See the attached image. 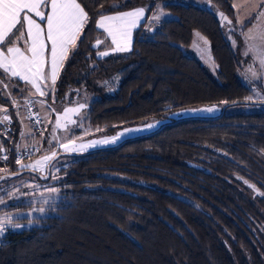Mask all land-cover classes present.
Listing matches in <instances>:
<instances>
[{
	"label": "trees",
	"instance_id": "1",
	"mask_svg": "<svg viewBox=\"0 0 264 264\" xmlns=\"http://www.w3.org/2000/svg\"><path fill=\"white\" fill-rule=\"evenodd\" d=\"M111 2L83 0L89 14L84 43L77 42L76 55L56 81L58 100L69 86L97 95L86 109L89 127L247 99L250 87L237 73L231 26L224 31L211 10L194 4L167 2L173 6L162 9L174 18L149 33L152 7L133 33L131 51L99 59L95 21L100 5L106 10ZM210 2L235 25L232 0ZM145 3L127 0L126 7L114 6L122 11ZM193 30L208 41L217 77L180 48L190 45ZM240 32L237 26V36ZM115 72L118 87L104 95L94 79ZM0 107L12 121L7 126L12 131L0 136V147L8 150L0 168L25 170L15 162L23 110L11 108L8 98ZM70 155L71 162L59 169L61 196L51 213L34 217L31 228L7 232L0 264H264V232L257 227L264 224V198L243 183L247 179L264 193V110L174 119L114 147ZM29 207L20 201L0 212Z\"/></svg>",
	"mask_w": 264,
	"mask_h": 264
},
{
	"label": "snow or ice",
	"instance_id": "2",
	"mask_svg": "<svg viewBox=\"0 0 264 264\" xmlns=\"http://www.w3.org/2000/svg\"><path fill=\"white\" fill-rule=\"evenodd\" d=\"M82 3L83 0H0V101L7 102L8 95L15 92L18 96L24 98L23 104L13 97L12 106L16 108L24 107L30 111V106L34 107L37 102L43 107L44 101H33L29 97L34 96L36 93L41 97L56 93V81L59 78L60 71L65 66V62L76 55L79 48L77 42L79 41L80 44L84 43L82 36L84 35L86 25L89 23V14L85 11V6H82ZM114 5L126 7L127 0H112L106 10L103 4L100 5L101 12L99 13V20L96 21V26L99 29H103L108 37H111V44L114 47L109 46L106 50L97 52L96 55L99 59H103L111 53L131 51L132 29L137 27L139 21L144 17V7L121 12ZM170 6L173 5L168 4L167 0H160L158 7L164 8ZM232 8L235 9V25L232 24V21L227 20V17L223 13L220 14V19L222 22L227 21V24L231 26L228 28V35L234 38L232 41L233 45L237 48L239 47L237 44L239 37L236 34L238 26L246 40L249 42H259V56L261 57L259 62L261 65H264V0H242V2H234ZM209 10L214 11L210 6ZM104 11H116L117 14L105 15L103 14ZM167 15L162 11H158L153 19L158 24H162ZM36 18H39V22ZM245 27L248 28L246 32L243 31ZM149 30L152 31V29ZM227 38L228 36H226ZM201 39L203 38L201 37ZM100 43L101 41L97 39L95 46H98ZM204 44H208L206 39L204 40ZM255 48L256 45L250 43L248 53L253 52ZM198 51L201 52L202 56L204 55L203 50L198 48ZM209 59H211L210 56ZM90 67L95 68V63L90 65ZM249 71H251V68ZM113 79L118 78L114 77ZM21 81L23 85H21ZM107 83L106 81L105 84ZM251 83L258 82L252 81ZM259 87L260 90L255 91L253 95L257 98L256 102L264 106V86ZM33 89L35 90L34 92ZM25 93L28 95L25 96ZM247 99L251 101L253 97L249 96ZM86 106V104L80 103L77 108L64 109L66 116L64 125L65 135L62 137L55 135L56 129L61 127L60 118L57 117L52 139L48 141L49 145L58 144L60 148L64 149L65 153L69 154L83 153L88 149L101 145L117 143L130 132L152 129L167 119V117L161 118L156 124H148L143 129H125L111 139L77 145L75 140L69 135L73 132V128L69 127V125L79 127L80 122L78 120H71L67 117V114L75 113L81 118H86L85 114L80 111ZM215 110V107H211L197 111L213 112ZM0 112L3 113L2 117H0V125L11 124L12 121L7 114V109H0ZM180 114L173 113L172 115ZM24 119L21 116V122ZM36 123H42L38 114L36 115ZM27 127L25 125V129ZM10 131L12 130L5 128L4 132H0V136H5ZM24 135H26V132L22 131L21 136ZM40 135L43 137L44 133L41 132ZM21 147L26 148V146L18 144L17 150ZM49 151H51V148ZM3 159L7 160L8 156L5 155ZM53 159L57 163L60 162L59 154L55 151H52L51 157L45 155L42 160L37 161L33 165H24L21 159H16L15 162L21 168H31L35 171L39 167V170L43 172L49 165L56 167V164L52 163ZM2 171L5 170L0 169V172ZM52 178L58 179L55 175ZM0 179H5V177L0 176ZM237 179L242 178L237 177ZM243 183L254 191H257V195L264 198V193L259 192L254 184H250L247 179H244ZM49 191L56 192L57 190L52 188ZM7 195L11 199L15 194L7 193ZM44 203L49 204L48 201H44ZM6 204L7 201L0 198V205ZM49 207H51V204H49ZM33 212L44 214L46 209L45 207L34 208ZM21 215L19 213L14 215L5 214L0 217V247L4 246L5 242L2 238L6 236L7 232L23 230L26 227L31 228L34 226L32 220H29L27 225L14 223L13 221ZM252 219L254 221V218ZM257 227L260 231L264 232V224H258Z\"/></svg>",
	"mask_w": 264,
	"mask_h": 264
},
{
	"label": "rangeland",
	"instance_id": "3",
	"mask_svg": "<svg viewBox=\"0 0 264 264\" xmlns=\"http://www.w3.org/2000/svg\"><path fill=\"white\" fill-rule=\"evenodd\" d=\"M170 1L181 2L184 4L190 3L206 9H209L210 6L214 10L212 12L219 19L220 25L223 28V30L225 31V29H227L229 26L227 24V21L224 22L221 21L220 14L222 12L217 8H215L211 4L210 0H167V2ZM234 2H242V0H232V3ZM159 4H160V0H146L144 6L145 10L147 12L148 11L150 12L151 8L153 7V10L151 13H149V17H148V25H150L149 29L153 28L157 24V22L153 19V17L154 15L157 14L158 11H162L168 14L165 20L174 18L173 14H171L166 10H163L162 8H159L158 7ZM227 20L229 19L227 18ZM235 23H236V19H235ZM246 31H248V28L244 30V32ZM197 33L199 32L193 30L192 40L190 45L180 46V48L182 49L185 55L198 59L199 62L203 66H205L214 77H217L218 67L211 57L209 44L205 45L204 40L206 38L203 37L200 33L199 35H197ZM201 37L203 39H201ZM238 37H239V39L237 40V44L239 45L238 48L233 45V42H231L234 55L238 62L237 73L241 81L251 88L248 97L252 96L253 99L251 101L246 99L247 102L233 103L227 105L224 108V112L226 114L251 113L254 111L264 110V106H262L260 103H257L256 102L257 98L253 95L255 91L260 90L259 86H264V65H261L259 62L261 58L259 56V52H260L259 42L258 41L249 42L244 38L242 32H240V35ZM250 43L255 44L256 48L253 52L248 53V48L250 46ZM198 48L203 50L204 52L203 56L201 55V52L198 51ZM209 56L211 57V59H209ZM250 68L251 71H249ZM114 77L118 79H113ZM118 80H119V75L117 72H115L103 77L97 76L94 79V83L97 86L104 88L102 91L104 95H112L114 94V85ZM106 81L108 82L107 84H105ZM252 81H257L258 83H251ZM96 96L97 95L85 91L83 88L75 90L73 86H69L67 88V91L64 94V98L61 100L56 99L54 94L45 96L44 97L45 100H43L38 95L33 96L34 97L33 101H44L43 107H41L40 103L38 102L34 106L40 115L42 123L38 129L31 128L29 123H27V119L24 117L23 112L20 113L19 116L20 117L23 116L25 118L23 122H21V132L25 131L26 135L21 136L20 133V137L16 144V149L18 144L26 146V148L21 147L19 148V150L16 151L32 150L36 152V154L29 157L28 159H26L27 157L22 159V163L24 165L36 164V162L42 160V158L45 155L51 157L52 151L61 153L59 156L60 162L57 163L56 160L53 162L54 164H56V167H50V173L47 178H43L46 169L43 172H41L39 170V167H37V170L35 171L31 168H22L25 170L27 169L31 172L25 171L18 175H10L9 173H11V171H9L7 167H1L0 169H4L5 171H2L0 173L2 174L4 173L8 175L5 176V179L0 180V198H3L4 200L7 201V204L0 205V208L5 207L10 203H15L20 201L29 203L30 207L25 210L12 212V213L0 212V217L4 216L5 214L14 215L19 213L22 215L17 217L13 222L20 223L22 225H27L29 221L17 222L16 220L19 218H27L28 220L33 221L34 217H42L51 213V208L59 200L61 196L60 195L61 188L58 182L61 180L63 175L59 173V169L69 164L73 158V156L70 155L69 153H65L64 149L60 148L58 144L55 143L52 145L48 144V141L52 139L53 129L56 124L57 117L60 118L61 127L59 129H56L55 135L57 137H62L65 135L64 125L66 122L64 109L65 108L74 109L77 108L80 103H84L87 106L84 109H81L80 111L85 114L90 101L93 100ZM224 105H225L224 103H215L210 105H197V106L172 108L159 116H155L138 122L114 124L109 128L99 127V126L94 128L89 127L84 122V118L77 116L75 113H68L67 114L68 118H70L71 120H78L80 122L79 127L69 125V127L73 128V132L69 135H71L72 139L75 140L77 145H79L81 143H89L93 141L111 139L112 137L116 136L118 133L124 131L125 129H143L146 127V125L156 124V122L161 118L167 117V119H165L162 124H159L152 129L146 131L130 132L128 135H126L122 140L118 141L117 143L109 144V145H101L96 148L88 149L87 151L104 149V148L114 147L128 138L149 134L155 131L156 129H158L164 123L170 122L174 119L191 118V117L214 118L217 115L221 114ZM211 107H215L216 110L213 112L197 111ZM173 113H181V114L172 115ZM25 125L28 126L27 129H25ZM41 132L44 133L43 137H41L40 135ZM65 142L67 143V141ZM50 148L51 151H49ZM0 152L6 154V151L4 150L3 147H0ZM17 168H21V166L17 165ZM54 175L58 177V179H53L52 177ZM52 188H55L57 191L56 192L49 191V189ZM7 193H14L15 195L11 199H9ZM44 201H48L49 204H51V207H49V204H45ZM40 207H45L46 212L44 214H40L39 212H33L34 208L38 209ZM33 224L34 225L36 224L35 221H33Z\"/></svg>",
	"mask_w": 264,
	"mask_h": 264
},
{
	"label": "crops",
	"instance_id": "4",
	"mask_svg": "<svg viewBox=\"0 0 264 264\" xmlns=\"http://www.w3.org/2000/svg\"><path fill=\"white\" fill-rule=\"evenodd\" d=\"M142 6H136V7H133V8H131V9H127V10H122L121 12H123V11H130V10H135V9H139V8H141ZM50 10V9H49ZM145 12H146V10H145ZM145 12H144V17H145ZM115 14H117V12H112V13H108V14H105V15H115ZM144 17L139 21V23H138V26H139V24L144 20ZM37 20H38V22H39V18H36ZM97 20H99V17L96 19V21ZM96 21H95V26H96ZM43 26V25H42ZM138 26L137 27H135V28H133L132 29V33H131V47H132V42H133V33H134V31L138 28ZM96 28H97V26H96ZM154 28V27H153ZM98 29V31L100 32V34L96 37V39L94 40V42H93V46L96 48V50H97V52H99V51H104V50H106L109 46H112V47H114V45H112L111 44V37H108L107 36V33L106 32H104V30L103 29H99V28H97ZM97 39H99L100 41H101V43L98 45V46H95L96 45V41H97ZM97 52H96V54H97ZM124 53H126V52H115V53H111L109 56H106V57H104V58H107V57H112V56H115V55H120V54H124ZM21 83V85H23V82L21 81L20 82ZM118 83H119V81H116V84L114 85V91H116V89H117V87H118ZM35 90L33 89V92H34ZM28 94L27 93H25V96H27ZM35 95H38L39 96V94L38 93H36ZM39 97H41V96H39ZM45 97V96H44ZM44 97H41L43 100H45V98ZM17 98H20L22 101H23V97H21V96H18ZM30 99H34V97L33 96H31V97H29ZM0 109H5V108H3V107H0ZM19 119H20V121H21V117L19 116ZM28 123V122H27Z\"/></svg>",
	"mask_w": 264,
	"mask_h": 264
},
{
	"label": "built area",
	"instance_id": "5",
	"mask_svg": "<svg viewBox=\"0 0 264 264\" xmlns=\"http://www.w3.org/2000/svg\"><path fill=\"white\" fill-rule=\"evenodd\" d=\"M13 95L12 94H9L8 95V99L10 101V106L11 108H15V109H22L23 110V115L24 117L27 119V122L29 123L30 127L31 128H35V129H38L40 126H41V123L40 124H37L36 123V115L38 114L39 118H40V115L39 113L37 112V110L35 109V107H31L30 106V111L29 110H26L24 107H20V108H16V107H13L12 106V103H13ZM16 100H18L21 104H23V101L17 97H14ZM3 113L0 112V117H2ZM41 119V118H40ZM9 124H5V127H3V131L5 130V128H7ZM34 151L32 150H23V151H16L15 153V160L16 159H23V158H26V157H29L30 155L33 154ZM6 154L0 152V157L1 159L5 156Z\"/></svg>",
	"mask_w": 264,
	"mask_h": 264
},
{
	"label": "water",
	"instance_id": "6",
	"mask_svg": "<svg viewBox=\"0 0 264 264\" xmlns=\"http://www.w3.org/2000/svg\"><path fill=\"white\" fill-rule=\"evenodd\" d=\"M152 29V31H150V30H148L149 31V33H152V32H154V28H151ZM241 102H247L246 100H244V101H238V103H241ZM228 104L226 103L224 106H223V110H222V112H221V114L223 113V111H224V108L227 106ZM59 155L61 154V153H58ZM55 159H53L52 160V162L54 161ZM25 171H29V170H19V171H13V172H11V173H9L10 175H18V174H20V173H22V172H25ZM29 172H31V171H29ZM18 173V174H17ZM49 173H50V165L46 168V172H45V174L43 175V178H47L48 176H49ZM6 175H8V174H2V175H0V176H3V177H5ZM0 180H2V179H0Z\"/></svg>",
	"mask_w": 264,
	"mask_h": 264
}]
</instances>
